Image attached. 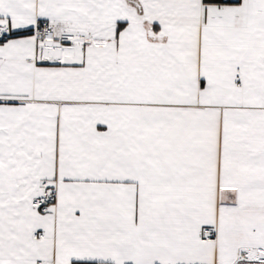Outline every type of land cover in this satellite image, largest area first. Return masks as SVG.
<instances>
[{"label":"snow or ice","instance_id":"6c2138e0","mask_svg":"<svg viewBox=\"0 0 264 264\" xmlns=\"http://www.w3.org/2000/svg\"><path fill=\"white\" fill-rule=\"evenodd\" d=\"M0 264H264V0H0Z\"/></svg>","mask_w":264,"mask_h":264}]
</instances>
